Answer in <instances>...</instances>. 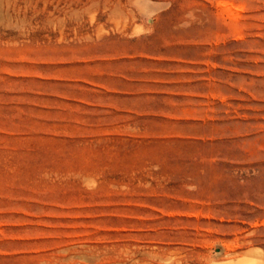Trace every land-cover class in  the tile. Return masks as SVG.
Returning a JSON list of instances; mask_svg holds the SVG:
<instances>
[{"label": "rangeland", "instance_id": "rangeland-1", "mask_svg": "<svg viewBox=\"0 0 264 264\" xmlns=\"http://www.w3.org/2000/svg\"><path fill=\"white\" fill-rule=\"evenodd\" d=\"M246 248L264 264V0H0V264Z\"/></svg>", "mask_w": 264, "mask_h": 264}, {"label": "bare ground", "instance_id": "bare-ground-1", "mask_svg": "<svg viewBox=\"0 0 264 264\" xmlns=\"http://www.w3.org/2000/svg\"><path fill=\"white\" fill-rule=\"evenodd\" d=\"M235 253L236 255L237 253H239L240 255L234 256V257H231L230 255L231 258L228 257V259L226 258L225 260H222L220 262H209L206 264H262L263 263L261 257L258 258L259 257L258 255H254V253H258V252L253 253V251H251L250 248L232 252V254H235Z\"/></svg>", "mask_w": 264, "mask_h": 264}]
</instances>
